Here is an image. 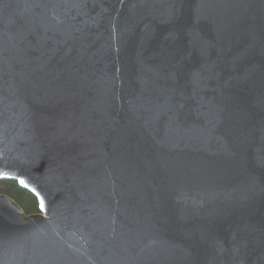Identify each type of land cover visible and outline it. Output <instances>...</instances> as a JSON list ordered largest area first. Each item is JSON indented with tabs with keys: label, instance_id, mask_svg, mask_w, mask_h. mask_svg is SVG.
Returning a JSON list of instances; mask_svg holds the SVG:
<instances>
[{
	"label": "water",
	"instance_id": "water-1",
	"mask_svg": "<svg viewBox=\"0 0 264 264\" xmlns=\"http://www.w3.org/2000/svg\"><path fill=\"white\" fill-rule=\"evenodd\" d=\"M0 264H264V0H0Z\"/></svg>",
	"mask_w": 264,
	"mask_h": 264
},
{
	"label": "trees",
	"instance_id": "trees-1",
	"mask_svg": "<svg viewBox=\"0 0 264 264\" xmlns=\"http://www.w3.org/2000/svg\"><path fill=\"white\" fill-rule=\"evenodd\" d=\"M0 195L10 198L27 216L39 212L36 198L28 191L20 188L15 181L0 180Z\"/></svg>",
	"mask_w": 264,
	"mask_h": 264
}]
</instances>
